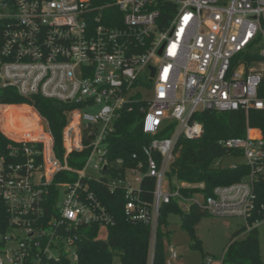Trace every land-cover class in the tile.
<instances>
[{"label": "built area", "instance_id": "1", "mask_svg": "<svg viewBox=\"0 0 264 264\" xmlns=\"http://www.w3.org/2000/svg\"><path fill=\"white\" fill-rule=\"evenodd\" d=\"M144 84L148 98L134 97ZM4 89L71 108L63 158L49 121L36 118L33 105L32 137L18 135L20 145L0 157V264L76 263L87 227L115 223L96 185L120 195L131 222L149 225L148 264L161 209L173 198L217 216L243 215L248 232L264 224V202L254 192L255 176L264 170V139L249 128L245 137L219 140L245 156L250 172L242 179L200 198L167 183L178 144L205 132L197 113L249 116L264 109V0H0ZM133 112L148 138L145 160L137 152L130 163L111 159L110 138ZM83 151L82 166L72 165L71 156ZM61 174L69 176L57 180ZM147 178L155 183L152 201L144 197ZM254 212L261 216L250 222ZM169 250L173 259L179 256L174 246Z\"/></svg>", "mask_w": 264, "mask_h": 264}, {"label": "trees", "instance_id": "2", "mask_svg": "<svg viewBox=\"0 0 264 264\" xmlns=\"http://www.w3.org/2000/svg\"><path fill=\"white\" fill-rule=\"evenodd\" d=\"M96 1V0H95ZM112 0H102V2ZM171 15H174L175 6L169 5ZM14 103H25L33 105L38 113L46 118L55 137V149L58 156L63 158V130L67 124L65 111L70 109L68 103H62L53 99H46L40 95L31 97L22 96L16 89H4L0 91V157L8 155L11 147L20 145L18 135L24 134L32 137V131L36 129L35 119H27L25 116L32 113L29 107H14ZM137 112L127 114L118 123L117 134L110 138V158L123 157L126 163L131 162L134 152L139 158L145 160L142 145L148 142V138L136 124ZM17 116L25 120L27 126H18ZM196 118L204 125V134L198 140L182 141L177 146V160L173 161V174L179 181L205 182L206 187L202 190L205 195L212 193L213 189L220 185L231 184L242 179L250 172L249 166L243 162L238 163L236 168L224 167L222 160L226 156L241 155L239 150L223 147L220 139L233 138L235 136L245 137L247 128L259 129L264 139V109H252L249 116L242 111L223 112L204 110L197 113ZM7 119V127H6ZM9 128V130H8ZM11 130V131H10ZM12 131H16L13 133ZM19 132V133H18ZM255 130L252 134H255ZM88 152L74 153L70 163L81 167ZM159 158V156L157 155ZM77 159V162L75 161ZM179 160V161H178ZM136 160L133 161L135 163ZM180 169V170H179ZM69 174H61L57 180H65ZM254 192L258 203L264 202V170L255 176ZM154 179L147 178L144 181L145 199L152 201V189ZM101 199L107 204L110 212L114 215L115 223L108 226L93 225L87 227L85 238L78 245L79 260L71 263L66 259L52 261L46 264H148L149 248L151 241L150 227L143 222H131L123 214V201L120 195H112L103 185L94 186ZM195 191L182 190L184 195L193 194ZM173 200L162 207L158 238L155 247L153 264H166L164 250L161 246L160 228L162 223L168 219L170 212L181 216L183 227L194 233L195 224L205 215L209 214L198 205H191L187 212L183 211L177 202ZM3 208H0L2 211ZM259 212H254L250 222L260 217ZM102 228H106L107 237H101ZM233 234L227 245L226 252L222 258V264H264L260 253V240L257 228L252 229L245 238H237L244 230ZM116 257L120 258L115 263Z\"/></svg>", "mask_w": 264, "mask_h": 264}, {"label": "rangeland", "instance_id": "3", "mask_svg": "<svg viewBox=\"0 0 264 264\" xmlns=\"http://www.w3.org/2000/svg\"><path fill=\"white\" fill-rule=\"evenodd\" d=\"M149 87L144 84L138 89L134 90L133 95L136 98L145 99L148 98ZM11 108L14 107H29L30 105L25 103H14L10 105ZM98 110L87 109L86 111L94 113ZM36 118H39L40 121L43 120L42 116L34 111ZM34 114H28L25 117L27 119H34ZM18 126H27L25 120L20 116H17ZM7 127V120H6ZM249 128V127H248ZM247 128V129H248ZM256 128H249L252 131ZM9 130V128H8ZM11 131V130H10ZM15 133L14 131H12ZM257 132V131H256ZM255 132V133H256ZM260 132V131H259ZM257 132V135L262 133ZM19 133V132H18ZM22 134V133H20ZM24 135V134H23ZM255 135V134H254ZM256 136V135H255ZM263 137V136H262ZM177 160V155L175 156L174 161ZM179 161V160H178ZM246 161L244 155H231L226 156L222 160L224 167H232L236 163H243ZM171 164V171L168 175V186L171 189H174L178 184L182 187V190L195 191L191 196L202 197L205 193L202 190L206 187V183L203 182H192V181H179L175 174H173V165ZM180 170V169H179ZM91 173L96 177H100L101 174L97 171L90 170ZM62 200L64 199V192L62 193ZM180 207H186L190 204L188 201L181 202L177 201ZM247 224V219L243 215H231V216H217L213 214L205 215L201 220L195 224L194 233L196 236H193L188 230H186L181 221V216L175 212H170L168 214V219L166 222L162 223L160 228L161 234V246L164 250L166 264H222V258L226 252V247L229 243V240L233 234L238 233L240 229H243ZM260 240V253L264 261V224H260L257 227ZM250 232L246 229L238 235L237 238H245ZM106 228H102L101 237H107ZM174 246L179 251V256L177 258H172V254L169 250L170 246ZM54 253L58 256L60 253L58 250H54ZM211 258V261L208 260ZM120 261L119 257H116L115 263Z\"/></svg>", "mask_w": 264, "mask_h": 264}, {"label": "crops", "instance_id": "4", "mask_svg": "<svg viewBox=\"0 0 264 264\" xmlns=\"http://www.w3.org/2000/svg\"><path fill=\"white\" fill-rule=\"evenodd\" d=\"M7 120V119H6ZM255 131L259 132L260 130L259 129H255ZM257 132L255 133L256 136H261V135H257ZM260 133V132H259ZM183 211L187 212L191 209V204H188V206L186 207H181ZM176 248V247H175ZM177 250V248H176ZM179 252V251H178Z\"/></svg>", "mask_w": 264, "mask_h": 264}, {"label": "water", "instance_id": "5", "mask_svg": "<svg viewBox=\"0 0 264 264\" xmlns=\"http://www.w3.org/2000/svg\"><path fill=\"white\" fill-rule=\"evenodd\" d=\"M152 70L154 71V68H152ZM153 74V73H152ZM151 80V79H150Z\"/></svg>", "mask_w": 264, "mask_h": 264}]
</instances>
